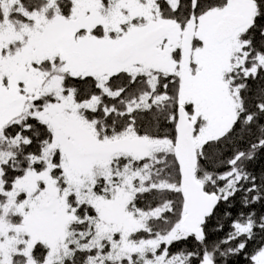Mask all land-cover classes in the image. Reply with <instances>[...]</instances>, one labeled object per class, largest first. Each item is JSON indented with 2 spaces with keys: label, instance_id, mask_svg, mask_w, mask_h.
Segmentation results:
<instances>
[{
  "label": "snow or ice",
  "instance_id": "6c2138e0",
  "mask_svg": "<svg viewBox=\"0 0 264 264\" xmlns=\"http://www.w3.org/2000/svg\"><path fill=\"white\" fill-rule=\"evenodd\" d=\"M0 264H264V0H0Z\"/></svg>",
  "mask_w": 264,
  "mask_h": 264
}]
</instances>
